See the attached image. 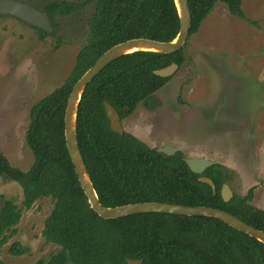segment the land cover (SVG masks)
Masks as SVG:
<instances>
[{"label": "trees", "instance_id": "obj_1", "mask_svg": "<svg viewBox=\"0 0 264 264\" xmlns=\"http://www.w3.org/2000/svg\"><path fill=\"white\" fill-rule=\"evenodd\" d=\"M187 1L192 15L190 37L219 2L231 15L251 22L243 0ZM92 3L89 39L73 71L63 86L30 109L25 140L35 158L33 166L22 171L0 152V179L19 184L23 194L22 208L5 199L0 209V248L17 235L24 210L51 198L55 204L42 234L47 244L60 251L37 264H128L127 259H141L143 264H264L262 242L214 218L151 213L105 220L91 209L65 138V113L75 83L117 44L138 38L171 42L180 32L174 0L57 1L37 9L48 13L56 29L57 17L79 13ZM36 30L41 40L50 35ZM185 62V46L174 54L135 52L109 64L86 88L77 135L100 203L107 208L145 202L217 208L264 231V210L253 205L255 187L245 196L234 195L229 203L222 199V187L231 178L222 165L216 163L203 174L216 184L214 194L199 181L201 175L190 170L180 151L167 156L129 132L122 136L111 130L105 101L124 120L170 81L157 76L156 70L173 63L182 68ZM29 252L20 242L9 249L12 256ZM0 264H4L1 259Z\"/></svg>", "mask_w": 264, "mask_h": 264}, {"label": "rangeland", "instance_id": "obj_2", "mask_svg": "<svg viewBox=\"0 0 264 264\" xmlns=\"http://www.w3.org/2000/svg\"><path fill=\"white\" fill-rule=\"evenodd\" d=\"M34 7L85 0H22ZM95 4L55 19L56 29L41 40L32 26L0 16V152L28 171L35 158L26 144L30 109L63 86L89 39L88 19ZM245 21L219 2L199 32L188 38L186 62L147 104L123 120L129 132L152 148L172 145L185 158H205L230 173L234 195L255 187L253 205L264 210V0H243ZM5 199L22 208L17 183L0 179ZM51 198L24 210L17 235L0 248L4 264H37L60 251L47 244L44 224ZM14 242L30 248L12 256Z\"/></svg>", "mask_w": 264, "mask_h": 264}, {"label": "water", "instance_id": "obj_3", "mask_svg": "<svg viewBox=\"0 0 264 264\" xmlns=\"http://www.w3.org/2000/svg\"><path fill=\"white\" fill-rule=\"evenodd\" d=\"M180 17V32L171 42H160L151 39L138 38L117 44L106 51L96 63L75 83L69 96L65 113V138L68 152L74 164L81 187L88 199L91 209L105 220L119 219L138 214H170L188 217H209L222 221L237 231L244 233L264 244V231L259 230L229 212L211 207H190L171 203L145 202L129 204L115 208L104 207L99 200L89 171L79 147L77 135L78 110L84 92L92 80L109 64L118 58L135 52H154L174 54L181 51L190 37L192 15L187 0H174ZM0 16H11L47 33H53L54 27L47 12L19 0H0ZM178 64L156 70L154 73L162 78H172L179 70ZM105 111L110 121L111 130L124 135L125 129L121 115L109 102H104ZM158 153L167 156L176 155L179 150L172 145L157 148ZM188 167L195 174L201 175L199 181L209 185L216 194V184L211 178L203 176L204 172L215 162L205 158H185ZM224 202L229 203L234 198V192L229 184H224L221 190ZM128 264H143V260L127 259Z\"/></svg>", "mask_w": 264, "mask_h": 264}]
</instances>
